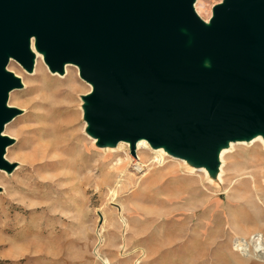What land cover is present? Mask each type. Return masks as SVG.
I'll return each mask as SVG.
<instances>
[{"label": "rangeland", "instance_id": "374dc122", "mask_svg": "<svg viewBox=\"0 0 264 264\" xmlns=\"http://www.w3.org/2000/svg\"><path fill=\"white\" fill-rule=\"evenodd\" d=\"M223 1L195 10L210 24ZM16 63L23 81L7 99L18 113L5 149L20 159L0 169V264H264L261 143L236 145L217 184L150 146L102 150L78 67L51 72L41 55L30 72Z\"/></svg>", "mask_w": 264, "mask_h": 264}, {"label": "water", "instance_id": "95a60500", "mask_svg": "<svg viewBox=\"0 0 264 264\" xmlns=\"http://www.w3.org/2000/svg\"><path fill=\"white\" fill-rule=\"evenodd\" d=\"M196 1L0 0V169L20 87L6 66L32 70V38L51 72L70 63L92 85L84 118L99 145L145 139L215 170L221 147L264 135V0H224L210 24Z\"/></svg>", "mask_w": 264, "mask_h": 264}, {"label": "bare ground", "instance_id": "6f19581e", "mask_svg": "<svg viewBox=\"0 0 264 264\" xmlns=\"http://www.w3.org/2000/svg\"><path fill=\"white\" fill-rule=\"evenodd\" d=\"M195 6V4H194ZM198 14V13H197ZM30 50L33 54V64H34V69L36 70L37 66H38V56L41 55V57L43 58V54L38 52L36 47H35V44H34V39L32 38L30 40ZM16 61H14L13 59H10L9 60V64L7 66V69L6 70H9L11 72H13L14 76L16 78H19L20 80H22V77H21V74L19 73V70L17 69V65H16ZM16 65V66H15ZM73 66L72 64L70 63H67L64 65L63 67V71L65 70V72L67 73L68 72V68ZM9 68V69H8ZM23 81V80H22ZM17 91L15 90H11L8 94V99L9 101L11 102L13 99H15V97L18 95L16 93ZM8 107H11L9 105V103H7ZM15 104V103H14ZM41 106H45V105H42ZM12 108V107H11ZM53 112V111H52ZM58 116V115H57ZM54 120V119H53ZM56 124V123H55ZM59 124V123H57ZM14 119L8 121L4 127H3V131H2V136H7L8 138H11L8 136V134L6 135V132H10V134H13L14 132ZM60 125V124H59ZM57 125H54V126H50L48 128V130H46V133H51L53 134L54 136V133L57 132L58 134V128L56 127ZM62 127V123H61V126H60V131L61 132V128ZM17 129H15L16 131ZM60 134V133H59ZM56 135V134H55ZM48 136V135H46ZM12 140H14V138H11ZM95 140H97L96 138H94ZM17 140V139H16ZM256 143H261L263 146H264V135L262 134H258V135H255L254 137L250 138V139H244V140H237V141H230L226 146H223L220 148L219 150V155H218V159H219V166L217 169L213 170V169H210L204 165H201L199 164L198 162H195L193 160H188V159H181V161H184L186 163V165L188 166V170L190 169L191 172H194V170H197V171H201L203 173L206 174V176L208 177V179L217 184L219 183V180L221 179L223 173H224V170H223V167L225 166L224 165V159H225V156L231 152H233V149L235 148L236 145H253L256 144ZM131 145L130 142H125V141H122L120 142L119 144L117 145H114V144H105V145H100L101 148H105V149H102V150H107V151H110V152H116L118 151L120 148H123L125 145ZM57 145V144H56ZM149 146L152 148L151 150H155V151H158V152H164L165 154H167L168 156H172V157H175L173 155L170 154V152L165 148V147H153L147 140L145 139H141L139 140L136 144H135V148L137 149H140V148H149ZM10 147V146H9ZM8 147V148H9ZM5 149V152H4V159L10 163L9 160H12L11 157L13 156V159L17 158V159H20V156H17L14 154V152L12 151L13 149ZM57 149V148H56ZM13 153H12V152ZM24 161H27L29 163H32L31 162V159L29 156L25 155L22 157ZM174 159V158H173ZM177 159V158H176ZM157 162H159V160H157ZM260 241H263V239L261 237H256L255 239V243H258ZM264 257V256H263ZM104 264H109L107 261H103Z\"/></svg>", "mask_w": 264, "mask_h": 264}, {"label": "crops", "instance_id": "0c3cea01", "mask_svg": "<svg viewBox=\"0 0 264 264\" xmlns=\"http://www.w3.org/2000/svg\"><path fill=\"white\" fill-rule=\"evenodd\" d=\"M263 188H264V185H263ZM263 193V197H262V200H264V192H262ZM262 239H264V236H263V238Z\"/></svg>", "mask_w": 264, "mask_h": 264}]
</instances>
